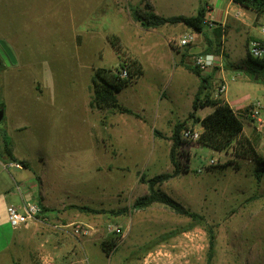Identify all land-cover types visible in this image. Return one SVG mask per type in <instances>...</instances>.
Returning <instances> with one entry per match:
<instances>
[{"label":"rangeland","instance_id":"1","mask_svg":"<svg viewBox=\"0 0 264 264\" xmlns=\"http://www.w3.org/2000/svg\"><path fill=\"white\" fill-rule=\"evenodd\" d=\"M82 1L88 5L80 9ZM160 1L169 2L158 8L162 15L190 11L189 7L175 6L178 0ZM116 2L0 0V41L12 55L9 63L0 60L4 79L0 147L3 130L12 148L29 161L28 169L38 175L48 209L67 211L72 223L82 224L87 232L107 233L114 239L112 264H149L146 258L150 259V252L170 250L173 244L177 254L170 260L175 264H205L208 238L200 225L142 250L164 232L188 225V217L160 203L117 215L109 210L128 207L147 192L139 179L142 172L150 177L172 171L171 127L188 106L185 97L179 99L182 107L178 109L170 101L195 82L193 73L178 62L185 52L183 59L193 64V55L205 52V47L192 53L189 50L207 41L204 32L216 36L215 29L205 24L200 35L191 30L195 40L178 47L177 38L190 29L181 23L143 29L131 20L127 0ZM220 37L221 30L219 41L209 52L226 53ZM230 44L229 64L223 66L230 69L235 65L232 73L236 77L227 83L228 101L234 107L252 99L264 101L263 72L252 75L254 67L243 42ZM133 58L142 74L117 97L135 114L91 107L93 68L117 72L122 61ZM218 70L214 67L208 74L213 78ZM213 80L212 93L219 79ZM171 107L173 114L162 116ZM254 124L243 120V134L264 156V124ZM188 127L198 125L190 123ZM154 128L164 137L155 136ZM185 150L189 153L181 158V172L160 188L213 225V264H264V178L256 183L250 161L235 156L232 148L219 152L190 141ZM212 157L216 159L212 166L196 172ZM72 204L107 212L84 213ZM109 225L119 226L122 235L108 232ZM4 232L0 230V248ZM134 251L138 258H134Z\"/></svg>","mask_w":264,"mask_h":264},{"label":"trees","instance_id":"2","mask_svg":"<svg viewBox=\"0 0 264 264\" xmlns=\"http://www.w3.org/2000/svg\"><path fill=\"white\" fill-rule=\"evenodd\" d=\"M233 1L240 3L245 7L253 9L257 13L264 12V0ZM140 4H128V9L131 18L135 22L139 23L142 28H158L165 24L181 23L191 28L195 32H203L207 11L205 5L199 6L195 14L164 16L156 14L153 11L152 5L149 0H140ZM215 29L216 32H218V35H220V28L216 27ZM258 41L264 45L262 41ZM171 46L173 47L172 44ZM184 55L185 54H183V56ZM248 58V60L254 67L252 75L257 72L259 73V71H262V82L264 83V55L261 58H252L248 55ZM1 64L2 63L0 62V65ZM181 65L198 76L199 84L192 99V110L185 118L177 119L171 127V133L169 136V139L171 140L169 148V159L173 165V169L172 171L161 172L150 177L146 176L144 172H142L139 179L142 183L146 184L147 192L141 196H137L128 207L124 206L116 210L111 209L109 210V212L117 215L126 212L128 209L142 210L152 205L153 203H160L170 210L174 211L175 213L188 217L190 219V222L188 223V225L181 228L177 227L164 232L153 243L143 245L142 250L146 251L151 248L157 241L168 240L185 229L200 225L205 228L208 238V246L205 253V264H213L216 238L213 225L206 222L204 215L186 207L160 188V185L163 182L176 176L182 170L179 156L183 154V146L187 145L190 142L189 140L182 138V130L188 127V124L190 123L199 124L202 127V130L195 142H197L201 146H205L219 152L225 151L228 148H232L233 154L235 156L250 161L251 174L256 183H260L264 178V156H262L260 153H258L257 150H255L250 138L243 134V120L238 115H236L234 109L227 102L222 101L219 98H212L210 84L212 74H201L194 64H188L186 61H182ZM122 69L126 71L125 76H122L120 74ZM141 74V66L134 58L122 61L120 63V67L117 69V72H112L110 69L105 67L93 68L91 74L92 94L89 100V105L102 111L135 114V112L131 108L119 101L117 93L121 89L130 85ZM204 106L212 107V111L203 117L197 116L195 114L196 110ZM153 134L155 136L164 137V135L156 128L153 129ZM1 140L2 151L9 157V159L16 160L12 153L10 140L3 133V130ZM18 161L23 165H27V160L21 159ZM224 165L225 164H223V166ZM71 207L84 213L107 212V210L93 208L86 204H72ZM47 209L48 208L41 205L39 216ZM115 245L116 243L112 237L102 240L100 244L102 250L107 255L112 251ZM132 253L134 255V258L139 257L135 251Z\"/></svg>","mask_w":264,"mask_h":264},{"label":"crops","instance_id":"3","mask_svg":"<svg viewBox=\"0 0 264 264\" xmlns=\"http://www.w3.org/2000/svg\"><path fill=\"white\" fill-rule=\"evenodd\" d=\"M128 1L129 0H127L128 4H140V0H132L133 2L131 1V3ZM149 2L152 5L153 11L159 15L162 14L161 11H158V8L169 3L160 0L158 3L155 0H149ZM115 4H117L116 0ZM173 4L177 7L180 6L190 8V11H180L174 15L195 14L199 6L205 5L207 9L206 20L224 25V33L221 35L220 39L226 47V53L222 54L223 63L225 64H229L228 60L231 41L232 46H235L237 42H243L246 50L248 42L251 39H257L264 43V33L260 30V26L264 25V12L257 13L253 9L245 7L233 0H178ZM80 5V9H82V7L86 8L88 4L86 5V2L82 1ZM119 11L122 12L120 9ZM127 12L130 16L128 8ZM83 13L85 14V12ZM131 20L134 21L132 18ZM185 27L190 29V31L192 30L187 26ZM211 29L213 30L215 28ZM214 32L216 36L213 34H207L208 32H202L207 41H205L202 45L201 43L194 45L191 47L189 52H196L204 47V51L209 52V48H214L215 42L219 41V35L218 32H216V29ZM202 33L197 32L196 34L200 35ZM183 54H185V52H182V57L178 62L180 65L182 61H185V59H183ZM235 69V65H232V68L230 69L219 68V70L213 75V78L215 79H211L213 81L216 79L220 80V78L224 75L233 74L232 72H234ZM193 75L195 82L192 86L186 88V92L184 90V92H180L179 94L173 96L170 101L172 104L176 103V109H178L182 107L179 103V99L185 97V103H187L188 110L185 114L181 113L180 115H177V117H175L177 119L185 118L192 110V99L199 84L198 76L194 73ZM37 83L40 85L39 82ZM210 84L212 85L211 81ZM3 87L4 79L0 76V91ZM36 89H38V86H36ZM262 89L264 90V83L262 85ZM226 94L227 91L222 94L219 99L227 102L232 108L241 107H234L231 105L230 101H228L226 97ZM211 96L212 98H215L214 91L213 93L211 92ZM260 101L262 104L261 117L260 122L256 123L257 125L264 124V101L262 99ZM171 109L172 107L170 109L166 108L165 111H163L162 116L173 114ZM211 111L212 107L204 106L198 108L195 114L199 117H203ZM245 122L248 125H255L250 121ZM18 128L19 127H16V129ZM11 149L16 160L9 159V157L2 151L1 143L0 230H5V241L4 246L0 248V262H2L0 264H112V253L116 245L108 255L100 246L101 241L109 238V235L107 233L99 235L98 233H94L92 231L79 234L73 233V231L69 229V226L73 221L69 218L67 211L47 209L40 216L30 219L25 225L14 227L10 224L6 212L8 204H14L21 211L27 202H35L39 206L43 205L48 208V205L46 204L47 199L44 191L42 190L38 175H35L28 169L29 161L23 155L16 152L12 146ZM21 159L27 160V165H23L21 163L20 168L16 166H8L7 168L3 167V163L11 161L19 162L18 160ZM73 217L82 218L79 215H74ZM162 263L165 262L163 261ZM118 264L122 263L119 262Z\"/></svg>","mask_w":264,"mask_h":264},{"label":"built area","instance_id":"4","mask_svg":"<svg viewBox=\"0 0 264 264\" xmlns=\"http://www.w3.org/2000/svg\"><path fill=\"white\" fill-rule=\"evenodd\" d=\"M205 24L211 29L219 27L221 30V35H223V24H218L214 21L206 20ZM260 30L262 33H264V25L260 26ZM195 32L194 31H187L180 35L177 40V46L178 47H185L192 43L195 40ZM247 50L249 55H251L253 58H261L264 55V45L261 44L257 39H251L248 42ZM193 64L198 68L201 74H208L214 67H218L220 69H224V63L222 59V53L215 54L211 52H202L198 54L193 55ZM120 74L122 76L126 75V71L124 69L121 70ZM236 75L230 74V75H224L220 78L216 89L214 91L215 98H220L222 94L226 93L227 91V83L230 79H235ZM261 108L262 104L259 99H252L240 108H233L236 115H238L242 120L244 121H250L258 123L260 122V115H261ZM202 130V127L198 125V128L195 127H186L182 130V138L195 142L197 138L199 137V134ZM186 145L183 146L182 152L183 154L179 156L180 163L183 164V160L181 159L183 155L188 154L189 152L185 150ZM216 162L215 158H210L205 165H201L196 168V172L201 173L206 169L207 167L212 166ZM8 166H16L21 167L20 162H7L3 163V167L7 168ZM7 217L10 222V224L14 227L25 225L30 219L35 218L39 216L40 213V206L35 202H27L24 205L23 210H19L17 206L14 204H8L6 207ZM72 231L75 234L79 233H86L87 230L84 228L82 224L79 223H72ZM108 232L114 234V235H122V230L119 226L115 225H109L107 227ZM177 248H175V244H173L170 248V250H162L157 249L153 252H150L148 256L149 258H146L147 262L149 264H172L174 263L173 260L174 257L177 254ZM164 257H167L166 260H164ZM171 259V260H170ZM165 263H162V262Z\"/></svg>","mask_w":264,"mask_h":264},{"label":"water","instance_id":"5","mask_svg":"<svg viewBox=\"0 0 264 264\" xmlns=\"http://www.w3.org/2000/svg\"><path fill=\"white\" fill-rule=\"evenodd\" d=\"M0 46L2 47L3 50H5V54H2V58L3 60H5V62H10V58H11V52L8 49V47H6V45L3 43V41H0ZM2 118V110L0 109V120Z\"/></svg>","mask_w":264,"mask_h":264},{"label":"flooded vegetation","instance_id":"6","mask_svg":"<svg viewBox=\"0 0 264 264\" xmlns=\"http://www.w3.org/2000/svg\"><path fill=\"white\" fill-rule=\"evenodd\" d=\"M2 54H5V50H3L2 47L0 46V58L3 60Z\"/></svg>","mask_w":264,"mask_h":264}]
</instances>
